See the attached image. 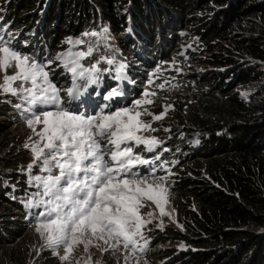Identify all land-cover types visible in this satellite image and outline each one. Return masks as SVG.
<instances>
[{"label":"trees","instance_id":"16d2710c","mask_svg":"<svg viewBox=\"0 0 264 264\" xmlns=\"http://www.w3.org/2000/svg\"><path fill=\"white\" fill-rule=\"evenodd\" d=\"M4 2L12 10L1 17H8L17 31H28L30 42L21 48L36 53L37 60L46 52L55 57L66 51V40L87 23L108 24L128 46L129 55L122 53L133 77L126 93L133 96L164 59L180 57L178 63L188 66L199 57L208 59L210 68L195 75V88L185 68L186 74H175L180 89L163 90L172 108L165 127L170 123L173 138L186 136L177 146L183 149L188 138L198 142L187 143L182 171L173 176L178 227L155 233V240L181 242L186 250L161 264H264V0H0ZM163 6L182 14H166ZM114 88L119 90V84L109 91ZM104 97L102 93L98 100ZM14 103L0 100V137L15 125ZM25 155L1 159L0 218L10 219H0V249L27 230L23 209L5 195L10 188L3 185L24 189L16 171L27 163ZM246 226L255 230H239Z\"/></svg>","mask_w":264,"mask_h":264},{"label":"snow or ice","instance_id":"6c2138e0","mask_svg":"<svg viewBox=\"0 0 264 264\" xmlns=\"http://www.w3.org/2000/svg\"><path fill=\"white\" fill-rule=\"evenodd\" d=\"M106 33L107 29H104L100 33L84 35L107 40ZM68 42L72 43L71 38ZM75 43L83 41L76 40ZM9 44V41L0 37V71L5 73L0 90L12 95H18L19 92L27 94L21 97L29 105L25 111L32 113L26 122L39 137L31 148L33 163L43 158V170L49 172L47 177L32 178L43 187L40 195L48 199H41L36 205L29 202L27 206L42 205L46 208L45 212L38 214L44 219L36 227V231L45 238V246L54 249L63 246L65 254L61 259L65 261L74 248L81 244L86 253L90 246L101 248V251H107L108 248L118 250L121 244L125 249H129L130 245L135 248L138 243L136 237L143 238L142 229L153 218L152 212L146 213L147 220L141 215L140 208L144 207V201L154 202L162 216L168 215L163 206L167 203L168 192L163 185V177L150 181L148 176H140L133 171L138 164H147L149 161L134 154L129 142L145 145L149 151L158 146L160 141L156 137L138 134L141 131H155L141 117L148 115L160 120L171 105L165 106L164 113L152 114L142 106L152 104L153 100L149 97L156 93L145 90L143 97L134 100L131 108L122 107L108 113L101 109L95 115L78 111L71 107V100L79 99L82 94L76 80L86 78L88 84L98 83L100 77L96 74L101 69L97 65L85 69L77 61H72L73 66L68 70L73 74V87L66 90L70 98L66 103L60 96V89L49 81L44 65ZM91 53L92 48H89L78 55L83 57ZM106 62L109 65L116 63L114 58ZM11 67H15L16 71L9 75L7 69ZM125 68V64L116 68L117 78H124L122 74ZM16 81L30 82L32 87H14ZM149 83H152L151 79ZM41 84L47 87H41ZM157 87L163 89L165 84ZM120 95L122 92L114 88L104 99L110 101ZM48 105H52L54 110H47ZM39 106H45L44 110L35 111ZM37 124L43 125L39 132L36 131ZM25 147L29 146L26 144ZM31 168L32 165H29V170ZM53 168L59 169V173L51 174ZM95 241H103L108 248H103ZM88 259L91 260V257Z\"/></svg>","mask_w":264,"mask_h":264},{"label":"rangeland","instance_id":"374dc122","mask_svg":"<svg viewBox=\"0 0 264 264\" xmlns=\"http://www.w3.org/2000/svg\"><path fill=\"white\" fill-rule=\"evenodd\" d=\"M163 8L166 11V14H168L167 12H169L176 17H180V15L182 14V11L179 8H176V12H174L173 10L169 11L170 9L167 8V10L164 6ZM11 10L12 6H9L8 3H0V33H2L5 40L10 42L9 46L13 43L18 46L13 47V49L20 51L22 54L29 55L38 63H42L44 65L45 71L48 72L49 81L51 82V84L55 85L56 88L60 89V96L66 103L70 99L67 97L66 90L73 87V74L68 70L73 66L72 61H77L85 69L91 68L93 64L97 65V67L101 69V71L96 74L100 77L99 82L96 84H88L86 78H78L76 80V83L80 85V91L82 94L80 95L79 99L71 100L72 108V104H77L79 102V106H74V109L93 115L103 109V105L100 101L93 107L90 102V99H92L93 97L98 98V91L102 86L103 80L111 82L109 84L110 88H108L107 90H110L117 84H120L119 91L121 92L123 87H130L129 82L126 81V68L122 74L124 78H117L116 73V68H118L120 64H125L126 67L131 68L129 67V59L121 54L122 51L125 54L129 55V53L127 52L128 46L124 41L122 35H115L112 28H110V26L105 22L95 20L94 22L87 23V25H85L78 36L69 37L71 38L72 43L68 42L69 38L66 40V45L68 46L66 51L56 55L55 57L41 55L40 60H37L36 54H31L30 50H24L21 48L24 47L26 43L29 44L30 42L27 39L28 31L26 29L17 31L14 26H9V24L7 23L8 17L6 18V22H4V17H1L3 14L7 15ZM104 29H107V40L98 39V37L91 35H84L85 33L90 34L92 32L100 33ZM117 36L122 39V44H119ZM15 37H19V40L17 42ZM76 40H82L83 43L76 44ZM119 47L121 48V51ZM89 48H92L91 55H86L83 57H80L78 55L81 52H87ZM58 56L60 57V59H57ZM113 58L115 59L116 63L109 65L106 62L107 59ZM130 58L131 60H133L131 56ZM199 58V61L193 66H188L184 61H182L181 64L178 63V59H180V57L164 59L163 63H159L157 67L149 70L147 80L144 81V86L141 88L138 96L131 98L127 104L125 102V97L123 94L113 97L110 100L112 102L108 100V102H110V107H107L103 111L105 113H108L122 107L131 108L133 107V101L136 99H141L145 90H147L149 93L155 92L156 95L149 97L153 100L152 104L143 105L142 107H146L148 111L154 115L164 113L165 106L171 105V101L167 97V95L163 94V90L174 91L180 89L175 74L180 73V75H183L184 72L186 74L185 68H188L190 85L192 88H195L196 83L194 80L198 79L197 77H195V75H201L210 68L209 64L207 63L208 59L206 57ZM60 60H62L64 64H67V67H65V65L62 64ZM59 68L62 69L60 70ZM105 69H107L108 71H104ZM253 69L255 70L256 68L254 67ZM15 71V67L8 68L7 74H14ZM4 74L5 73L3 71H0V84L3 83ZM60 76L61 80L58 84L57 80L60 78ZM150 79L152 80L151 84L149 83ZM131 81L133 80L131 79ZM181 81H183V79H181ZM65 83L67 88L62 91L60 87ZM162 83L165 84V87L163 89L158 88L157 85ZM86 84L88 86L85 89ZM16 85H22L23 88L32 87L30 82L16 81L13 86L15 87ZM41 87H47V85L41 84ZM37 93L39 94V89H37ZM26 95L27 94L24 92H19L18 95H12L11 93H5L0 90L1 101L15 102L12 109V112L15 114L13 118V122H15V125H13L7 135H5L4 137H0V140H2L0 146V165L1 163H3L1 162V159L7 158L8 156L11 157L16 155V159H19L26 154L25 156L27 157V163H25V166L16 171V173L21 174L24 179V189H16L9 183L3 184L4 186H8L10 188V192L6 193L5 195L10 200L18 203L23 209V220L26 223L25 226L27 230L15 242L9 245H4L0 249V264H77V262H79V264H97L98 261L100 262V264H161L162 261L168 260V258L172 254H176V252H179L180 250H186V246L181 242H171L167 240V238H163L166 241L155 240V233L159 232L161 234L163 233L162 235H164L169 229L178 227V223L176 221V211L171 195V188L172 182L174 181V174H176L177 176V173L182 171V161L185 160L189 154V145L187 143L190 142V139L188 138V141L183 144L182 149L181 145L177 146V140L186 138V136L180 135V137L178 138H173V135H171L172 130L170 129V127H168L170 126V123L165 127L166 124L164 122L169 120L168 118L170 116L169 113L172 109L171 107L168 108L166 114H164L163 118L160 120H154L151 116L148 115H144L141 117V119L150 123L155 131H141L138 134L141 136L156 137L160 141L158 146H156L152 151H149L147 150L145 145H136L134 141L129 142L133 146L134 154H138L143 159L149 161V163L147 164H138L133 169V171L138 173L140 176H148L150 181L153 178H164L163 185L167 188L168 197L167 203H165L163 206L165 212L168 213V215L162 216L160 213V209L154 202L145 200L144 207L140 208V213L144 217V219L147 220L148 217L146 213L152 212L153 218L151 219V223L147 224L142 229L143 238L136 237L138 243L135 248L130 245L129 249H125L121 244L118 246V250H116L108 248V245H105L103 241H95L94 243H98L103 248H108V250L101 251V248L90 246L89 251L86 253L84 251L83 245L81 244L74 248L73 252L69 256V259L65 261L61 259V257L65 254L63 246H60V248L58 249L46 247L45 238L36 231L38 222L44 219V217H40L38 216V214L40 212H45L46 208L42 205L33 207L27 206L29 202H31L33 205H36L37 201L41 199H48V197L40 195V193L43 192V187L41 185H38V182H36L32 178L35 176H40L42 178L47 177L49 175V172L43 170V158L33 163L34 153L31 151V148L32 146H34L35 142L39 140V137L33 132L31 128L28 127L26 122L27 119L31 118L32 115L31 112L25 111V109L28 108L29 105H27L21 98ZM17 105H20V107H17ZM46 107L47 110H54L52 105H48ZM44 108L45 106H39L35 109V111L39 112L41 110H44ZM98 108L100 109L98 110ZM35 127L36 131L39 132L43 128V125L37 124ZM194 141H196V143L194 144H197V137ZM26 144L29 147H25ZM194 144L190 142V145ZM40 146L42 147V143ZM109 147L111 146L109 145ZM45 152H47V150H45ZM10 157L9 159H11ZM167 158H169L168 163L166 160ZM29 165H32L31 170H29ZM58 173L59 169H52L51 174L56 175ZM0 219H10V217H2ZM239 230L243 232H253L255 229L251 226H246ZM170 235L171 233L169 232L166 236L168 237ZM224 250H226V248ZM89 256L91 257V260L88 259Z\"/></svg>","mask_w":264,"mask_h":264},{"label":"clouds","instance_id":"9594fccd","mask_svg":"<svg viewBox=\"0 0 264 264\" xmlns=\"http://www.w3.org/2000/svg\"><path fill=\"white\" fill-rule=\"evenodd\" d=\"M4 22H6V18L4 17ZM0 28H1V22H0ZM6 31V30H5ZM120 50H121V48H120ZM121 53H122V51H121ZM36 54V53H35ZM43 55H45V56H49V53L48 52H46V53H44ZM122 55H123V53H122ZM126 56V55H125ZM128 58V57H127ZM128 76H130L132 79H133V77H132V75H131V73H130V69H128ZM138 93H140V91L138 90L137 91V93L135 94V96L138 94ZM134 96V97H135ZM167 160V163H168V161H169V158H167L166 159ZM171 172V171H170ZM180 250V249H179Z\"/></svg>","mask_w":264,"mask_h":264}]
</instances>
